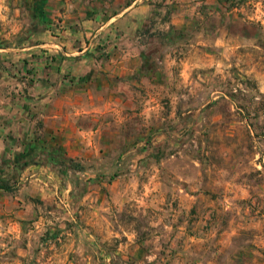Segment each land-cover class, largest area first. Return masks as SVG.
Instances as JSON below:
<instances>
[{
	"label": "crops",
	"instance_id": "1",
	"mask_svg": "<svg viewBox=\"0 0 264 264\" xmlns=\"http://www.w3.org/2000/svg\"><path fill=\"white\" fill-rule=\"evenodd\" d=\"M198 4L0 0L2 232L15 237L48 232L49 264H221L211 256V242L217 235L216 249L230 248L237 228L206 229L207 219L195 214L201 195L189 184L170 201L162 193L161 170L155 174L147 163L138 169L136 162H120V154L136 148L131 118L137 88L160 86L142 67L156 36L145 41L141 33L193 20ZM166 61L158 64L168 66ZM62 157L79 161L84 181L60 169ZM94 164L116 178L100 182ZM134 170H144L148 181L147 193L139 197L122 185L138 179ZM138 212L144 218L153 212L152 222L136 226ZM214 214L207 210L206 218ZM32 245H26L29 253ZM252 250L249 257L238 250L239 256L223 264H264L260 251Z\"/></svg>",
	"mask_w": 264,
	"mask_h": 264
},
{
	"label": "rangeland",
	"instance_id": "2",
	"mask_svg": "<svg viewBox=\"0 0 264 264\" xmlns=\"http://www.w3.org/2000/svg\"><path fill=\"white\" fill-rule=\"evenodd\" d=\"M198 1L193 20L141 33L145 41L156 36L142 67L160 86L137 88L131 115L136 148L120 154V162H136L138 169L147 163L155 174L161 170L162 193L170 201L189 184L201 195L195 214L207 219L206 229L237 228L230 248L219 252L217 235L211 242L217 262L239 256L238 250H246L249 257L252 248L264 257V0ZM159 66L163 72L158 74ZM61 160L60 169L77 181L87 177L85 168L77 167L79 161ZM93 166L100 182L116 178L111 170ZM144 172L134 170L138 179L122 182L137 197L147 193ZM77 187L82 193L83 187ZM177 204L169 208L175 210ZM211 209L215 214L206 218ZM148 213L144 218L138 212L136 226L152 222L154 214ZM50 238L48 232L15 237L0 230V264H49Z\"/></svg>",
	"mask_w": 264,
	"mask_h": 264
},
{
	"label": "trees",
	"instance_id": "3",
	"mask_svg": "<svg viewBox=\"0 0 264 264\" xmlns=\"http://www.w3.org/2000/svg\"><path fill=\"white\" fill-rule=\"evenodd\" d=\"M218 2H220L221 0H217ZM227 2H229V0H226ZM65 159H66V157H64ZM68 160H70V162H72L73 161V159H70V158H67ZM54 160V159H53ZM60 164H63V160H61L60 162H59ZM77 167H79L81 170L83 169V167H82V165L81 164H79V165H77ZM9 188V187H8Z\"/></svg>",
	"mask_w": 264,
	"mask_h": 264
}]
</instances>
